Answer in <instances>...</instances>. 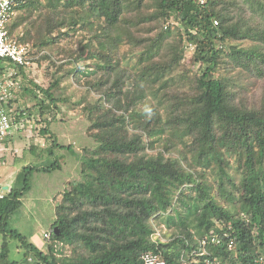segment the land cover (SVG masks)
I'll list each match as a JSON object with an SVG mask.
<instances>
[{
	"label": "trees",
	"instance_id": "16d2710c",
	"mask_svg": "<svg viewBox=\"0 0 264 264\" xmlns=\"http://www.w3.org/2000/svg\"><path fill=\"white\" fill-rule=\"evenodd\" d=\"M20 10L37 37L30 54L59 72L43 86L31 66L0 59V76L16 69L21 84L14 125L35 123L48 145L11 187L1 182L0 264H145L147 253L167 264H263L264 0H29ZM71 75L101 94L85 107L97 146L81 155L43 251L10 218L33 173L61 168L64 156L46 163L71 148L49 130ZM161 225L176 229L165 241Z\"/></svg>",
	"mask_w": 264,
	"mask_h": 264
},
{
	"label": "rangeland",
	"instance_id": "374dc122",
	"mask_svg": "<svg viewBox=\"0 0 264 264\" xmlns=\"http://www.w3.org/2000/svg\"><path fill=\"white\" fill-rule=\"evenodd\" d=\"M23 16L21 19L17 20L19 21L17 29L21 31L25 30L24 32H26L25 36L27 39L23 41V38H20V41L23 44H29L30 42L35 43L37 37L30 35L29 19ZM11 25L12 23L10 26ZM27 34H29L30 37H28ZM63 44L66 45L67 42L63 41ZM56 48H58V46H56ZM41 55L42 54L32 55L33 61L30 67L31 77L34 79L35 83L48 86L51 80V73L59 71L58 67H51L52 64H50L51 62L49 60H43L41 64L37 63ZM52 59L57 66L61 64L54 56ZM34 60L36 61L35 63H33ZM62 60L67 59L62 58ZM186 61H188V59ZM190 66L189 62L188 67ZM60 74H64V72ZM78 78V75H71L69 78L67 76L62 88H65L63 94L69 101L60 105L61 107L55 120H53L49 126L50 132L57 138L59 143L66 147L71 146V148L55 149V154L46 164L53 163L59 156L65 157V159H63L64 164H62L61 168H56L48 172H34L31 177L30 191L23 198L22 207L10 218L11 227L26 235L43 251H46L50 244V237L46 238L45 235H50L52 224L56 221L55 208L57 203L62 200L64 192L71 184L80 181L81 177L79 171L83 156H85L84 152L94 149L97 146V142L90 136L89 128L91 126V121L88 116L89 114L85 111V107L97 102L101 98V94L92 91L85 82ZM245 83L247 82L245 81ZM256 90L257 88L255 87V90H252V95L255 92L259 93L260 90ZM27 105L29 106V101ZM22 123H24L25 126L21 130L16 124L13 125L14 128H12L10 135L17 140L15 143L16 148L13 146L10 152L12 154L10 159H7L5 165L0 168V182L8 187L14 184L19 171L24 165L36 164L42 160L39 158V155L43 153L41 149L48 146L46 140L39 134L40 126L35 123L29 124L28 121L21 120V124ZM35 148H39L35 151L38 155H35L33 152ZM173 154L178 155L179 150L176 149ZM228 157L232 164L230 172L236 171L234 165L235 159L231 156ZM216 177L217 176L214 174L212 180L217 179ZM175 230L174 227L169 228L165 225H161L160 228L158 227L156 233L158 236L155 235V237L162 238V240L165 241L166 238H170ZM16 246L17 244L15 243L12 247L13 258L18 259L20 257L18 248L20 247L19 245ZM59 250H64L66 255L70 253L68 248L62 249L61 247Z\"/></svg>",
	"mask_w": 264,
	"mask_h": 264
},
{
	"label": "built area",
	"instance_id": "2783aa9c",
	"mask_svg": "<svg viewBox=\"0 0 264 264\" xmlns=\"http://www.w3.org/2000/svg\"><path fill=\"white\" fill-rule=\"evenodd\" d=\"M29 0H0V59L9 60L14 67L31 66L32 55L30 54V45L23 44L19 39H15L9 34V26L13 23L18 11L22 5ZM17 74L16 69L4 71L0 77V145L12 131L14 119L6 105L13 96V88L20 86L19 82L14 79ZM0 161V167L2 166ZM8 187L0 182V199L4 198L5 191ZM46 238L50 235L46 234ZM216 241L213 239L212 242ZM207 240L201 241V247L205 248ZM232 248V246H230ZM145 264H167L165 261L159 260L154 254L147 253L143 256ZM264 264V262H263Z\"/></svg>",
	"mask_w": 264,
	"mask_h": 264
},
{
	"label": "crops",
	"instance_id": "0c3cea01",
	"mask_svg": "<svg viewBox=\"0 0 264 264\" xmlns=\"http://www.w3.org/2000/svg\"><path fill=\"white\" fill-rule=\"evenodd\" d=\"M23 15H24V11L23 10H19L18 13H17L16 18L14 19V21L15 20H18V19H21V17ZM24 31H21L20 29H18L12 37H14L15 39H19V40H20V38H23V41L24 40L26 41V36H25V33L26 32H24ZM0 77H2V76H0ZM18 82L20 84V81H18ZM11 99H12V101H14L15 99H17V92L16 93L15 92L13 93V96H12ZM17 107H18V104L15 103V101H14L13 104H12V106L8 110L9 111H12V110L14 111V110H17ZM16 142H17V140L13 136H11V137H9L7 139V141H6L7 144L5 145L6 146L5 147V153H6V156H8V158L11 157V153L10 152L13 149V146H14V148H16V144H15ZM3 166L4 165H2L0 168H2Z\"/></svg>",
	"mask_w": 264,
	"mask_h": 264
}]
</instances>
